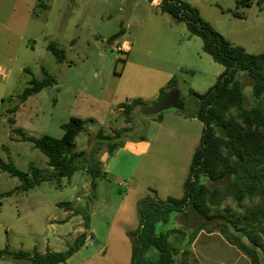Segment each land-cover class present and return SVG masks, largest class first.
<instances>
[{"label":"rangeland","instance_id":"374dc122","mask_svg":"<svg viewBox=\"0 0 264 264\" xmlns=\"http://www.w3.org/2000/svg\"><path fill=\"white\" fill-rule=\"evenodd\" d=\"M184 1L198 8L232 44L250 54H264V0H249L250 7L239 5L242 0ZM151 2L0 0V17L7 25L0 28V68L5 71L0 76L1 159L11 160L22 172L30 165L46 168L47 157L15 130L28 137L61 139L62 126L73 117L85 121V129L76 140L77 152L94 154L100 130L104 135H114L130 128L120 140L133 143L143 136L149 141L134 188L98 179L93 197L86 163L70 183L62 180V188L47 181L28 192L0 198V250L31 254L67 250L75 242L77 227L67 228L53 220L63 217L61 203L72 202L77 212L91 216L96 233L86 229L87 244L64 264H131L128 239L110 237V228L119 235L128 231L132 243V235L140 228V219L131 221L129 215L136 202L161 204L168 197L181 198L175 196L183 194L194 154L190 152L198 148L204 128L193 117L198 103L190 91L205 93L224 67L203 52L202 40L190 37L185 23L176 24ZM235 12L244 18L234 17ZM52 43L65 51L63 63L48 50ZM43 69L55 83L29 97L16 114H11L28 82L45 77ZM172 79L177 82L186 114L168 112L162 122L155 121L147 111L160 101L162 89ZM240 79L249 106L253 80L245 72L240 73ZM134 101L142 105L128 124L121 107ZM12 117L15 124L10 122ZM106 144L95 155L100 162L108 155ZM19 185L18 178L0 168V193ZM227 205L236 207L229 201L222 206L223 211ZM218 224L210 227L191 209L172 214L168 223L157 225V232L178 231L169 236L178 252V264H245L236 256L241 254L220 238L207 237V230L198 231L192 239L200 226L213 228ZM214 232L219 233V229ZM115 247L120 248L118 252ZM0 264L30 262L5 256Z\"/></svg>","mask_w":264,"mask_h":264},{"label":"trees","instance_id":"16d2710c","mask_svg":"<svg viewBox=\"0 0 264 264\" xmlns=\"http://www.w3.org/2000/svg\"><path fill=\"white\" fill-rule=\"evenodd\" d=\"M239 5L250 7V2L242 0ZM157 8L176 24L185 23L190 37L200 38L203 52L223 66L224 71L205 93L190 91L198 103L193 117L201 121L204 128L183 185V196L168 197L161 204L139 202L140 228L137 235H132L131 264H178V252L169 241V236L178 231L171 229L166 233H158L157 225L168 223L172 214L186 213L191 209L207 221H226L213 228L200 226L192 239L200 230L211 233L219 229L226 242L242 252L251 264H264V54H250L244 48L232 44L202 17L198 8L184 0H161ZM233 16L244 18L237 12ZM48 50L56 56L58 63L65 61V51L55 44H50ZM42 71L45 77L42 80L33 78L28 82L19 95V103L11 109V114H16L20 104L29 97L55 83V79L45 69ZM243 72L253 80L249 106L245 103L246 96L240 79V73ZM177 87L176 80L172 79L167 88L162 89V96ZM141 105V101L122 105L128 124L133 122V113ZM162 117L159 115L154 119L159 121ZM10 122L15 124V118L12 117ZM84 126L83 119L71 118L62 126L64 135L61 139L50 136L28 137L16 129L15 132L21 135L23 141L31 142L47 157V167L40 169L30 165L28 171L22 172L11 160L5 162L0 158V168L20 181L14 190L0 193V198L15 192H28L47 181H53L57 188H62V180L70 181L86 163L85 171L91 178L95 197L97 180L107 176L95 155L104 147V142H107L110 155L123 147L125 142L120 139L132 129L124 128L114 135H104L100 130L97 149L94 154L88 155L83 151H75L76 140L84 131ZM229 201L236 207L227 205L223 211L222 206ZM68 204L61 203L59 206ZM89 221V216L84 215L86 229L89 228ZM85 240L83 233L72 246L60 252L47 250L45 253L31 254L0 250V259L10 256L17 260H28L30 264H64L85 245Z\"/></svg>","mask_w":264,"mask_h":264},{"label":"crops","instance_id":"0c3cea01","mask_svg":"<svg viewBox=\"0 0 264 264\" xmlns=\"http://www.w3.org/2000/svg\"><path fill=\"white\" fill-rule=\"evenodd\" d=\"M160 3H161V0H153L151 2V4L156 7H158ZM43 5L45 7H48L45 4ZM4 27H7V25L4 21L2 22V19L0 17V28L3 29ZM128 50H129V47L125 46V51H128ZM151 117L154 119V117H157V116H151ZM163 120H164V114H163L162 119L159 120L158 122L160 121L162 122ZM148 142H149L148 140L143 139V136H141L137 141L133 143L125 142L124 146L116 149L113 152V154L110 155L108 153L107 157L101 161L102 169L106 173L107 176L105 178H100V179L107 180L109 183L118 182L119 183L118 185L119 186L123 185L122 187L124 188L129 187V186H132L134 188L135 187L134 177L144 157L147 155V151L149 148ZM193 151L190 152V155L191 153H194ZM192 155H191V158H192ZM63 180L68 183L71 182V180L70 181H68L67 179H63ZM87 184L86 186H88ZM182 196L183 194L181 196L177 195L175 197H182ZM77 200L80 201V198H77ZM124 202L125 200H123V203ZM68 203H69L68 206L67 205L60 206L61 208H65L63 217L58 220H53V221L60 222L62 223V226L67 227V228H70L71 226L73 227L75 225L77 229L74 230V234L76 235L75 238H77L79 235L86 233V228L84 226V215L85 214L84 213L82 214L79 210H78L79 212H77L78 208L75 205H73L72 202H68ZM138 204L139 202H136L134 204L135 207L129 211L130 218L132 219L131 221H134L135 219H140ZM122 206L124 207V204ZM89 217H90L89 228L87 230L91 231V233H93L94 235L96 233V229L91 224L90 215ZM108 234L110 235V237L118 238L120 236V238L128 239V242L126 243V245L128 247H131V251H132V243L129 240L130 238H129L128 231H124L121 235H119L118 233L115 232L114 228L111 227ZM200 235L201 234H199V236ZM206 236L220 238L223 242H225L228 245L229 248H233L234 250H236L237 252L236 254H241L240 256L236 255L237 257H239V259L242 258V260H245V264H251L250 260L245 255H243L242 252H240L234 246H231L230 244H228L226 240L222 237V235H220L219 233L211 232L207 234ZM87 241H88V237L85 240V245L87 244ZM115 248H116V252H118L120 249L119 247H115Z\"/></svg>","mask_w":264,"mask_h":264},{"label":"water","instance_id":"95a60500","mask_svg":"<svg viewBox=\"0 0 264 264\" xmlns=\"http://www.w3.org/2000/svg\"><path fill=\"white\" fill-rule=\"evenodd\" d=\"M167 112H172L175 114L185 115L186 109L185 104L181 99L180 91L175 88L167 92L162 96L160 101L156 103L147 114L150 116H159ZM226 222L223 219H213L208 221L209 226H213L215 223Z\"/></svg>","mask_w":264,"mask_h":264},{"label":"built area","instance_id":"2783aa9c","mask_svg":"<svg viewBox=\"0 0 264 264\" xmlns=\"http://www.w3.org/2000/svg\"><path fill=\"white\" fill-rule=\"evenodd\" d=\"M4 73H5V71L0 68V76L5 75Z\"/></svg>","mask_w":264,"mask_h":264}]
</instances>
